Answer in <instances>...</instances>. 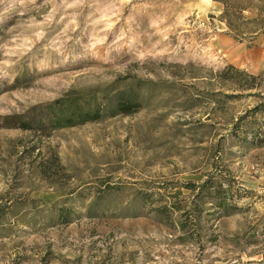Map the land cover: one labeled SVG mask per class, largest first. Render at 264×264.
<instances>
[{
    "label": "rangeland",
    "instance_id": "obj_1",
    "mask_svg": "<svg viewBox=\"0 0 264 264\" xmlns=\"http://www.w3.org/2000/svg\"><path fill=\"white\" fill-rule=\"evenodd\" d=\"M236 1L264 15V0ZM223 11L221 0H0V264H130L123 253L138 247L155 256L146 264H264V146L233 137L256 100L226 98L227 86L202 77L229 64L262 72L264 31L236 39ZM96 89L133 90L141 105L63 128L18 126ZM220 185L241 209L213 223L218 241L203 249L120 217L144 189L191 200ZM100 189L109 194L94 201ZM91 204L102 216L86 214ZM62 205L75 211L69 224L52 220Z\"/></svg>",
    "mask_w": 264,
    "mask_h": 264
},
{
    "label": "trees",
    "instance_id": "obj_2",
    "mask_svg": "<svg viewBox=\"0 0 264 264\" xmlns=\"http://www.w3.org/2000/svg\"><path fill=\"white\" fill-rule=\"evenodd\" d=\"M224 11L219 19L225 23L227 32L236 39L242 40L246 37H254L259 32L264 31V15L258 12L252 16H245V7L236 0H221ZM206 85H211L217 81L222 86H227L230 93L220 92L226 98H254L255 105L248 109L247 113L240 116L235 123L233 137L243 145L254 147L264 146V70L258 74L249 73L242 68L232 64L217 71L215 76L202 75ZM238 91V92H236ZM105 90H91L80 94H66L53 102L45 105L43 114L36 120H26L20 117L18 126L25 130L35 128H63L83 124L89 121H96L104 117L119 114H131L141 105L139 96L133 90H123L116 92L110 97L103 96ZM214 95V93H212ZM191 188V187H189ZM109 192L100 189L93 197L94 201L107 197ZM78 196H84L82 191ZM66 200H71L69 197ZM229 189L221 185L212 189L204 187L188 200L181 189L169 193L166 191H149L147 189L131 195L130 203L139 204V209L131 215H121L120 217L149 220L158 229L167 231V240L173 245H196L203 249L209 242H217L218 235L215 231L210 232L213 223L222 217L232 216L240 212V207L234 201ZM213 202V211L206 212L204 205ZM58 207V208H57ZM57 214L54 219L57 223L69 224L70 216L75 214L69 206H56ZM99 209L94 204L86 207V214L91 217L96 215ZM112 213L115 212L111 209ZM207 216L211 217V222ZM3 211L0 210V218ZM110 217H119L114 214ZM208 232L211 233L207 237ZM127 255L126 262L130 264H146L156 260L151 251L138 247L131 252L123 253ZM113 264V263H110ZM176 264V263H175ZM178 264V263H177Z\"/></svg>",
    "mask_w": 264,
    "mask_h": 264
}]
</instances>
